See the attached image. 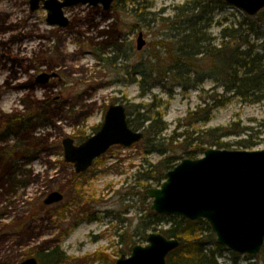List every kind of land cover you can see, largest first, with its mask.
<instances>
[{"label":"rangeland","instance_id":"rangeland-1","mask_svg":"<svg viewBox=\"0 0 264 264\" xmlns=\"http://www.w3.org/2000/svg\"><path fill=\"white\" fill-rule=\"evenodd\" d=\"M189 1L136 6L135 0H122L110 11L72 6L64 9L70 26L61 28L47 22L43 8L32 11L30 0H0V264L29 258L45 264L38 254L56 248L67 256L60 264H116L135 245L147 243L140 218L152 200L143 197L151 188L143 189V178L152 175L154 165L168 157L184 159L189 141L208 134L227 135L222 141L231 144L229 150H246L240 144L246 141L264 150V103L233 99L216 108L210 122L193 124L192 114L205 108V100L212 105V96L222 93L213 90L214 80L202 85L197 80L187 90L172 81L147 94L141 90V70L172 67L161 44L172 33L164 19H173ZM242 15L231 6L215 8L213 38L219 39L220 19L230 23ZM140 34L146 41L141 51ZM45 73L56 76L38 81ZM117 104L126 109L152 104L159 110L167 127L156 137L160 146L147 147L145 140L130 148L115 146L75 176L74 166L65 162L63 140L86 141ZM18 142L24 146L16 151ZM54 191L64 201L45 206ZM208 247L219 264H233L234 253L213 242ZM240 257L238 264L256 262Z\"/></svg>","mask_w":264,"mask_h":264},{"label":"trees","instance_id":"trees-1","mask_svg":"<svg viewBox=\"0 0 264 264\" xmlns=\"http://www.w3.org/2000/svg\"><path fill=\"white\" fill-rule=\"evenodd\" d=\"M135 1L136 6L149 2ZM228 6L223 0H192L179 6L173 19H164L172 33L167 43H161L166 46L167 59L172 67L156 72L153 70L154 66H148L138 73L139 85L144 94L169 81L175 82L173 86L187 90L197 80L201 85L208 79L214 80L216 85L213 90L221 89L222 93L212 96V105L205 100V108L200 113L192 114L195 116L193 124L210 122L213 111L226 106L233 99L246 105L264 103V10L255 17L242 15L241 20L230 23L227 17L220 19L218 24L221 30L217 41L210 32L214 21L213 14L215 8L225 10ZM152 107V104L132 105L126 110L129 126L144 133L145 146L156 148L160 146L156 137L167 127L163 115ZM2 124L9 126L6 121ZM15 134L19 136L18 133ZM217 137L208 134L189 141L192 143L185 158H198L208 148L230 149L231 144L222 141L227 135ZM240 144L246 150H254L257 146L256 143L248 141ZM23 146L22 142H18L14 148L17 151ZM191 148L193 149L190 150ZM174 158H165L152 167L149 171L152 175L143 178L147 183L143 184L144 190L153 184L159 187L165 180V174L178 161L183 160L181 157ZM143 197L147 198L145 192ZM169 222L172 223L169 228L159 229ZM140 228L143 229L142 240L145 242L150 232H159L169 239L181 241L180 247L167 257V264H219L216 251L210 250L208 246L213 242L218 249L224 248L216 243L206 221L192 223L178 216L156 214L148 208L146 214L140 218ZM233 255V264H238L241 257ZM38 259L45 264H60L67 256L56 248L39 253ZM254 259L256 262L250 264H264V247Z\"/></svg>","mask_w":264,"mask_h":264},{"label":"water","instance_id":"water-1","mask_svg":"<svg viewBox=\"0 0 264 264\" xmlns=\"http://www.w3.org/2000/svg\"><path fill=\"white\" fill-rule=\"evenodd\" d=\"M254 17L264 9V0H223ZM116 0H30L31 10H47V22L66 28L69 19L64 9L77 5L110 11ZM146 45L143 34L137 49ZM40 82L48 77L39 78ZM144 138L142 131L133 130L123 105L109 107L101 129L83 143L71 138L63 140L65 162L72 164L76 174L87 172L95 160L112 147L130 148ZM152 199L151 209L157 214L178 216L192 223L204 220L216 236L217 243L228 251L250 257L258 256L264 247V150H226L208 148L196 159H183L165 175L158 188L146 190ZM64 200L61 192L48 195L44 204L52 206ZM181 245L152 232L145 245H135L129 256L123 255L116 264H167V257ZM21 264H39L29 258Z\"/></svg>","mask_w":264,"mask_h":264},{"label":"flooded vegetation","instance_id":"flooded-vegetation-1","mask_svg":"<svg viewBox=\"0 0 264 264\" xmlns=\"http://www.w3.org/2000/svg\"><path fill=\"white\" fill-rule=\"evenodd\" d=\"M69 26H70V23H69ZM45 75L48 77V79H50L51 76H56L55 74H54V75H50V74H46V73H45ZM3 118H4V117H3ZM10 121H11V120H9V118H8V121H7V122L10 123ZM1 140L4 141V138L1 139ZM14 154H15V153H14ZM4 156H9V154H8V155H5V154H4ZM4 156H3V157H4ZM3 157H2V160H4Z\"/></svg>","mask_w":264,"mask_h":264}]
</instances>
